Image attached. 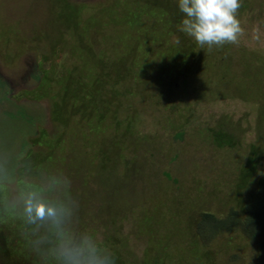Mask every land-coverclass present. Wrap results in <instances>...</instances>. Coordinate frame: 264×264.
<instances>
[{"label": "rangeland", "instance_id": "rangeland-1", "mask_svg": "<svg viewBox=\"0 0 264 264\" xmlns=\"http://www.w3.org/2000/svg\"><path fill=\"white\" fill-rule=\"evenodd\" d=\"M106 1L0 0V264H14L15 231L33 243L27 252L33 264H66L69 247L78 249L81 259L93 248L95 259L109 264L115 250L123 254L122 264L254 261L255 240L232 229L202 243L192 222L201 211L224 217L231 207L240 209L242 193L264 174L263 153L238 198L247 156L252 147L264 150V0H242L236 43L201 48L173 31L169 39L178 37L180 52L191 54L182 57L175 73H168L161 58L149 60L139 74L126 61L110 68L98 64L100 71L122 74L116 85H105L114 91L113 104L94 107L105 121L72 126L67 141L52 147L50 160L29 169V152L51 153L43 135L64 132L67 119L87 116L93 108L85 101L70 104L72 93L62 89L65 80L57 82L61 65H75L67 74L72 79L82 60L77 50L71 55V42L60 41L56 20L78 9L86 17L100 15ZM87 29L80 49L96 51L103 34L124 35L132 26L101 22ZM108 45L107 40L102 44ZM46 72L48 91L40 85ZM214 130L233 136L234 144L216 145ZM35 185L38 197L54 207L59 204L53 201L67 194L63 211L51 217L58 230L55 241L54 234L49 242L44 238L51 218L38 220L34 231L21 222L28 217L24 199ZM150 213L155 216L147 221ZM41 241L55 254L50 262L35 247Z\"/></svg>", "mask_w": 264, "mask_h": 264}, {"label": "trees", "instance_id": "trees-1", "mask_svg": "<svg viewBox=\"0 0 264 264\" xmlns=\"http://www.w3.org/2000/svg\"><path fill=\"white\" fill-rule=\"evenodd\" d=\"M144 1L145 2L142 3L139 0H108L106 1L107 3H105L106 5L103 8H100L102 12L100 15L91 14L86 17L84 14H81L78 9L76 12L71 10L68 14L63 13L62 17L56 20L60 41L62 43L65 41L71 42L69 49L71 51V55L76 56L74 52L77 50V55L81 54L79 57L82 60V65L79 68L80 70L75 71L77 75L72 79H70V75L67 76V74L70 68L76 69L75 65L65 67L61 65L59 71V81L57 82L60 83L63 79L65 80L63 81L64 88L62 89L72 93L70 99L68 100L70 104L75 105L79 104L80 101H85L86 106L88 105L93 108H89L91 113L89 115L87 114V116H80V118L73 115L72 118L74 120H71L70 118L69 120L67 119L65 123L66 129L64 132L58 133L54 137L43 135V138L45 137L47 139L45 141L51 144V153L49 152V156L43 157L45 156L44 154H46L45 152L44 154L40 151L29 152V159L31 162L30 164L28 163L29 169H34L35 163L39 164L42 161L50 160L52 153H54L52 152L54 150L52 147L58 146L60 143L63 145L67 141V135L65 139L64 136L66 133H68L69 128H72V126L82 127L83 124L89 125L90 123H87L89 120H99L100 123L105 121L107 116L102 114L101 110L96 111L94 107L97 108L98 106V108L101 109V106H111L113 104L114 97L111 94H114V91L110 92V90H106L105 85L110 87L116 85L119 81L118 77L121 78L122 74L117 75L111 69L106 72L100 71L97 69L98 64L108 63L107 65L110 68L112 65L124 64L126 61L131 66L135 67V71L139 74L140 72H143L142 70H144V68L150 66L151 62L149 60L155 61L157 58H161L163 61L161 60L159 62H161V64L165 67H168V73L172 74L175 73L176 70H179V67L184 63L182 61V57L188 59V55L190 57L191 54L187 53L186 51L181 53L179 50L181 47L180 40L179 43L170 40L169 35H171L174 31L180 35L182 40L184 35L186 40L189 39V41L194 43L196 47H199V44H197L192 37L179 31L181 20L184 14L179 11L177 7V0ZM242 6L244 5L241 3L240 9H242ZM97 16L99 18L102 16V18L98 19ZM83 19H85V22L81 24V20ZM100 21L105 25L117 22L124 24V26H132V29H130V31L126 32L124 35L122 33L119 35L116 31H113V33L109 32L103 34L100 38V41L98 42L96 51H93L91 47H86V51L81 50V46L85 47V45H83L84 42H81V40L84 39L85 33L88 31L87 28L90 27V25L91 28L97 26L101 23ZM134 39L136 42L134 46H132L130 43ZM106 40L111 45L102 46ZM100 47H102L101 50ZM53 49L54 48H52V50ZM114 49L116 53L113 54ZM109 54H111L110 57L112 60L108 59ZM44 57V54H42V58ZM90 57H93V60L90 59ZM96 60L98 62H96ZM195 62L197 63V69L200 70L201 67L199 68L198 66L200 65V61H197L196 59ZM131 72H134V70L132 69ZM45 74L46 76L43 80H41L40 85L43 87V89L45 88L44 90L48 91L50 88H47L49 78H47V72ZM105 93L109 94V96L102 98ZM56 113L57 112H54L53 114ZM78 121L81 122L78 123ZM71 122L72 124H70ZM66 124L68 125L66 126ZM80 124L82 126H79ZM128 131L129 130L127 129V133ZM131 132L132 130L130 129V133ZM180 135L181 133H178V136ZM212 136L214 143L218 146L224 144H234V137L225 131L214 130ZM257 152H259V154ZM263 153L264 150H262L260 147H258V149L252 147L251 152L247 156V159L244 163V166L241 168V172L238 177V198L241 194L240 189L246 187L249 184L250 179L248 176L251 175L252 178V176L255 174V170H257L256 167L258 166ZM105 164V162L102 163V168L105 167ZM35 171H37V169ZM34 172L30 173L28 176H34ZM38 192L39 189L37 185H35L34 193L38 194ZM242 194L245 195L243 198L240 197V209L237 207H231L224 217H218L213 213L201 211L197 215V219L192 222L195 228L193 232L196 233L195 235L200 237L199 240H201L202 243H205V241L208 242L220 233L237 229L247 238L253 239L256 242V259L247 264H264V174L259 176L255 186L251 187V189L248 191L245 190V192ZM66 195L67 194L63 195L62 199L57 198L55 201H53V204H59V207L56 206L58 213L63 211L65 205H62V203L64 202L63 199ZM241 209L242 211H240ZM154 216V214L150 213L147 215L146 220L149 221L153 219ZM49 218L51 217H48V219ZM38 220L42 219H34L30 221L28 217H25V219H23L21 222L25 223V225L27 223L28 226L34 231L35 229L39 228ZM49 225L51 228L48 230L47 235L44 236V238L49 242L50 237H52L50 234H54L55 241L58 230L56 229L55 222L52 218L49 222ZM14 233V235L17 237V240L15 241L16 243H10L11 251H13L16 255H12L14 264H33L30 262L31 259L28 258L29 254L27 253L28 251L32 250L33 243H29L28 239L26 238H20L19 231H15ZM13 241L14 239L12 242ZM190 242L192 241H189V243ZM194 242L197 244V241L193 240V245H190V250L192 252L196 248V245L194 246ZM38 243L39 246H36L35 244L34 245L37 249H39V254L45 256L46 253L47 256H45L44 259L50 262V260L53 259L52 256H55V254L53 255L52 250H44L43 241ZM4 246L6 247L7 245L4 244ZM123 260V254L121 255L118 250H115L111 255L110 264H113V261L114 264H122ZM155 263L158 264L159 262H152V264Z\"/></svg>", "mask_w": 264, "mask_h": 264}, {"label": "clouds", "instance_id": "clouds-1", "mask_svg": "<svg viewBox=\"0 0 264 264\" xmlns=\"http://www.w3.org/2000/svg\"><path fill=\"white\" fill-rule=\"evenodd\" d=\"M241 3L242 0H177V7L184 14L179 31L192 37L201 48L207 46L211 49L214 45L236 43L242 30L237 18ZM24 204L30 221L57 215V208L44 203L36 193H29ZM78 251L73 247L65 251L66 264H108L107 261L95 259L93 248L89 249L85 259L78 257Z\"/></svg>", "mask_w": 264, "mask_h": 264}]
</instances>
